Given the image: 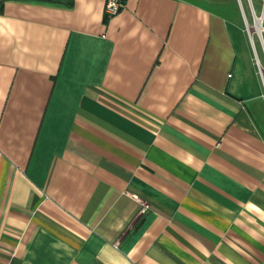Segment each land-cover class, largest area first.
Masks as SVG:
<instances>
[{
  "label": "crops",
  "instance_id": "0c3cea01",
  "mask_svg": "<svg viewBox=\"0 0 264 264\" xmlns=\"http://www.w3.org/2000/svg\"><path fill=\"white\" fill-rule=\"evenodd\" d=\"M204 1L0 0V264H264V78Z\"/></svg>",
  "mask_w": 264,
  "mask_h": 264
},
{
  "label": "rangeland",
  "instance_id": "374dc122",
  "mask_svg": "<svg viewBox=\"0 0 264 264\" xmlns=\"http://www.w3.org/2000/svg\"><path fill=\"white\" fill-rule=\"evenodd\" d=\"M204 2L213 6L217 5V2H222L224 7L230 5L238 13L243 30L247 35L249 34L246 28V22L251 26L254 25L255 17L262 18V26L264 28V0H206ZM261 34L262 35L260 36L257 32H254L252 40V43L255 46V51L253 52L255 54H253V57L256 56L255 65L257 71H259L258 65L264 67V31ZM256 107L258 119L260 122H263L264 110L259 103H256Z\"/></svg>",
  "mask_w": 264,
  "mask_h": 264
},
{
  "label": "built area",
  "instance_id": "2783aa9c",
  "mask_svg": "<svg viewBox=\"0 0 264 264\" xmlns=\"http://www.w3.org/2000/svg\"><path fill=\"white\" fill-rule=\"evenodd\" d=\"M124 7L123 0H105V13L108 17L116 15ZM146 207L142 209L145 212Z\"/></svg>",
  "mask_w": 264,
  "mask_h": 264
},
{
  "label": "bare ground",
  "instance_id": "6f19581e",
  "mask_svg": "<svg viewBox=\"0 0 264 264\" xmlns=\"http://www.w3.org/2000/svg\"><path fill=\"white\" fill-rule=\"evenodd\" d=\"M254 21H255V23L252 26L247 23L248 31L250 32V34H252V36H253L254 32H257L260 35L264 31V28L262 26V18L255 17ZM252 39H253V37H252ZM259 68H260L261 73L262 72L264 73V67L259 65Z\"/></svg>",
  "mask_w": 264,
  "mask_h": 264
},
{
  "label": "water",
  "instance_id": "95a60500",
  "mask_svg": "<svg viewBox=\"0 0 264 264\" xmlns=\"http://www.w3.org/2000/svg\"><path fill=\"white\" fill-rule=\"evenodd\" d=\"M246 28H247V31H248V25H247V22H246ZM248 34H249V37L252 39V34H250V32L248 31ZM262 34H260L261 36ZM262 77L264 78V73L262 72Z\"/></svg>",
  "mask_w": 264,
  "mask_h": 264
}]
</instances>
